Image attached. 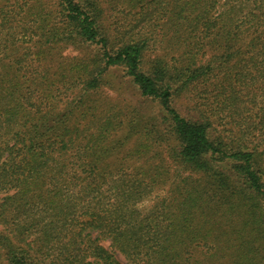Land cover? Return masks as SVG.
<instances>
[{"label": "trees", "instance_id": "obj_1", "mask_svg": "<svg viewBox=\"0 0 264 264\" xmlns=\"http://www.w3.org/2000/svg\"><path fill=\"white\" fill-rule=\"evenodd\" d=\"M118 255L264 264V0H0V264Z\"/></svg>", "mask_w": 264, "mask_h": 264}, {"label": "rangeland", "instance_id": "obj_2", "mask_svg": "<svg viewBox=\"0 0 264 264\" xmlns=\"http://www.w3.org/2000/svg\"><path fill=\"white\" fill-rule=\"evenodd\" d=\"M121 8H123V7H121ZM121 14L122 13L119 12L118 16H121ZM113 17H116V15L114 14ZM164 48H166V44L165 43H163V44L158 43L157 47L154 48L153 54L154 55H164L165 52H166V50H164ZM66 53L69 54V55L77 54V52H74V50H72V49H70ZM115 79L117 80L116 76L112 78L113 81H116ZM117 86H119V84H117ZM132 92L134 93L133 90H132ZM132 92H131V89L128 88V89H121L119 91V93L113 92L112 94L115 95L116 97H118V95H120L121 99L130 98L135 103L138 99H137V96L135 95V93L133 94ZM182 95H183L181 97L182 100L180 102H178V104H177L178 109L180 110V112H181V114L183 116H191V115L194 114V109L192 107V102L189 100L187 93L183 92ZM145 111H147V109ZM118 257L124 264H128L123 256L118 255Z\"/></svg>", "mask_w": 264, "mask_h": 264}]
</instances>
